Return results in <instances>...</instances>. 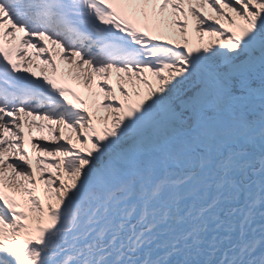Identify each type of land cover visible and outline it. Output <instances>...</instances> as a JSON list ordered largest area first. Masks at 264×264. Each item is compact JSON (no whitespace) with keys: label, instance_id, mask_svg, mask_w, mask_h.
Returning <instances> with one entry per match:
<instances>
[{"label":"snow or ice","instance_id":"snow-or-ice-1","mask_svg":"<svg viewBox=\"0 0 264 264\" xmlns=\"http://www.w3.org/2000/svg\"><path fill=\"white\" fill-rule=\"evenodd\" d=\"M0 264H264V0H0Z\"/></svg>","mask_w":264,"mask_h":264}]
</instances>
